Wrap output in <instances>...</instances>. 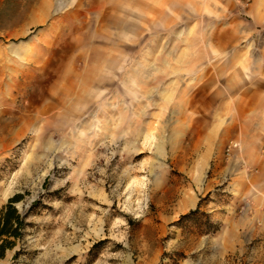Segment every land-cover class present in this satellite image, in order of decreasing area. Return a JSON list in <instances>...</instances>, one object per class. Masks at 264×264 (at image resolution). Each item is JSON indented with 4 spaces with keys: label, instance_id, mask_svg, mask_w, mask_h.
<instances>
[{
    "label": "rangeland",
    "instance_id": "374dc122",
    "mask_svg": "<svg viewBox=\"0 0 264 264\" xmlns=\"http://www.w3.org/2000/svg\"><path fill=\"white\" fill-rule=\"evenodd\" d=\"M250 3L0 0V209L35 202L0 264H264Z\"/></svg>",
    "mask_w": 264,
    "mask_h": 264
},
{
    "label": "crops",
    "instance_id": "0c3cea01",
    "mask_svg": "<svg viewBox=\"0 0 264 264\" xmlns=\"http://www.w3.org/2000/svg\"><path fill=\"white\" fill-rule=\"evenodd\" d=\"M250 1L249 7L244 12V15L249 19V25L254 27L264 25V0ZM246 25V23L237 20L233 22L232 25L228 26V31H232L233 35H242L245 39L247 34ZM262 56L264 55L262 54ZM219 73H223V70ZM256 85L258 84L244 86L241 91L242 93L238 96V99L241 100L245 98L244 100L248 108L247 111L241 115L244 123L242 124L243 126L238 128L235 132V137L237 138L235 141L243 148L253 144L254 146H258L259 151L257 154L259 157L264 158V88L261 85L256 87ZM230 125L231 124L227 122L223 127L218 128L216 132L213 130L214 128L212 126L210 130H205V132L213 130V132L207 134L225 136L229 132ZM236 151L238 150H234V152Z\"/></svg>",
    "mask_w": 264,
    "mask_h": 264
},
{
    "label": "trees",
    "instance_id": "16d2710c",
    "mask_svg": "<svg viewBox=\"0 0 264 264\" xmlns=\"http://www.w3.org/2000/svg\"><path fill=\"white\" fill-rule=\"evenodd\" d=\"M21 200V195L10 198L0 209V260H2L7 251L13 250L18 242L22 241L25 235V229L28 226L26 219L31 214V209L22 214L15 207V203ZM15 252L13 259L18 256Z\"/></svg>",
    "mask_w": 264,
    "mask_h": 264
},
{
    "label": "built area",
    "instance_id": "2783aa9c",
    "mask_svg": "<svg viewBox=\"0 0 264 264\" xmlns=\"http://www.w3.org/2000/svg\"><path fill=\"white\" fill-rule=\"evenodd\" d=\"M236 147H237V145H236V144H233V145L229 148L228 152H229L231 149H234V148H236Z\"/></svg>",
    "mask_w": 264,
    "mask_h": 264
},
{
    "label": "bare ground",
    "instance_id": "6f19581e",
    "mask_svg": "<svg viewBox=\"0 0 264 264\" xmlns=\"http://www.w3.org/2000/svg\"><path fill=\"white\" fill-rule=\"evenodd\" d=\"M10 192V191H9ZM11 193V192H10ZM9 195V194H8Z\"/></svg>",
    "mask_w": 264,
    "mask_h": 264
}]
</instances>
